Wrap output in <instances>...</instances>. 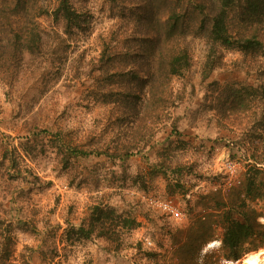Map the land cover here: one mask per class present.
<instances>
[{"label": "rangeland", "instance_id": "374dc122", "mask_svg": "<svg viewBox=\"0 0 264 264\" xmlns=\"http://www.w3.org/2000/svg\"><path fill=\"white\" fill-rule=\"evenodd\" d=\"M69 1L78 28L58 0H0V264H177L167 234L219 214L264 168V23L263 50L243 51L211 38L219 0ZM182 49L190 63L173 74ZM99 204L136 227L69 236ZM250 204L264 228V194Z\"/></svg>", "mask_w": 264, "mask_h": 264}, {"label": "trees", "instance_id": "16d2710c", "mask_svg": "<svg viewBox=\"0 0 264 264\" xmlns=\"http://www.w3.org/2000/svg\"><path fill=\"white\" fill-rule=\"evenodd\" d=\"M20 3L21 0H15ZM218 12L211 20L210 35L214 42L224 47L238 48L243 51L262 49L259 39L260 27L264 23V0H219ZM68 28L80 27V14L74 9L69 0H58L53 9ZM177 20V16H173ZM175 20H173L175 22ZM241 28L237 35L232 34V28ZM249 23V26H247ZM190 63L186 49L175 53L170 62V71L173 74L181 73L179 65ZM73 155L87 156L89 153L82 150H70ZM255 160V165L244 181L242 190L234 189L222 201L223 208L219 214H196L192 220V226L187 229H177L170 232L161 243V248L171 241L177 245L171 252L177 264H197L201 247L212 236L215 227L220 225L223 230L221 238L222 252L211 253L205 257L202 264H234L242 260L246 254L264 247V228L258 222L261 215L259 210L250 203L259 200L263 196L261 184L264 182L260 175L264 168L257 167L260 164ZM264 217V216H263ZM261 217V218H263ZM260 218V220H261ZM119 221L120 228L132 229L137 222L132 217L117 214L108 204H99L91 208L88 221L78 228L71 226L67 230L69 236L76 234L80 239H89L94 234L111 237L118 235L115 223ZM264 221V219H262ZM25 224V222H21ZM161 257H164L161 256Z\"/></svg>", "mask_w": 264, "mask_h": 264}, {"label": "built area", "instance_id": "2783aa9c", "mask_svg": "<svg viewBox=\"0 0 264 264\" xmlns=\"http://www.w3.org/2000/svg\"><path fill=\"white\" fill-rule=\"evenodd\" d=\"M228 169L232 170L234 165L229 163L227 164ZM158 208L167 216H170L174 219H180L181 218V211L179 207L171 202L170 200H163L157 202Z\"/></svg>", "mask_w": 264, "mask_h": 264}, {"label": "bare ground", "instance_id": "6f19581e", "mask_svg": "<svg viewBox=\"0 0 264 264\" xmlns=\"http://www.w3.org/2000/svg\"><path fill=\"white\" fill-rule=\"evenodd\" d=\"M241 261L244 264H264V250L259 249L249 252Z\"/></svg>", "mask_w": 264, "mask_h": 264}]
</instances>
